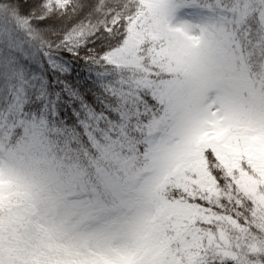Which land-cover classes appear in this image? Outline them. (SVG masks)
<instances>
[{
  "label": "snow or ice",
  "instance_id": "snow-or-ice-1",
  "mask_svg": "<svg viewBox=\"0 0 264 264\" xmlns=\"http://www.w3.org/2000/svg\"><path fill=\"white\" fill-rule=\"evenodd\" d=\"M14 2L0 264H264V0Z\"/></svg>",
  "mask_w": 264,
  "mask_h": 264
},
{
  "label": "trees",
  "instance_id": "trees-1",
  "mask_svg": "<svg viewBox=\"0 0 264 264\" xmlns=\"http://www.w3.org/2000/svg\"><path fill=\"white\" fill-rule=\"evenodd\" d=\"M8 3L10 7L14 8L16 6L14 0H8Z\"/></svg>",
  "mask_w": 264,
  "mask_h": 264
},
{
  "label": "rangeland",
  "instance_id": "rangeland-1",
  "mask_svg": "<svg viewBox=\"0 0 264 264\" xmlns=\"http://www.w3.org/2000/svg\"><path fill=\"white\" fill-rule=\"evenodd\" d=\"M160 160H163V157L162 156L160 157Z\"/></svg>",
  "mask_w": 264,
  "mask_h": 264
}]
</instances>
